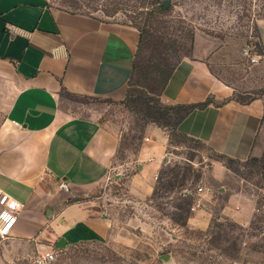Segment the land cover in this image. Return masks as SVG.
<instances>
[{
  "label": "crops",
  "instance_id": "0c3cea01",
  "mask_svg": "<svg viewBox=\"0 0 264 264\" xmlns=\"http://www.w3.org/2000/svg\"><path fill=\"white\" fill-rule=\"evenodd\" d=\"M138 40L132 25L48 0H0V188L23 203L11 233L0 239V264L32 263L40 253L109 235L111 219L96 200L79 199L118 167L119 133L99 120L90 100L122 102ZM201 56L175 65L163 103L228 95ZM177 131L228 158L256 157L264 145V100L210 103ZM143 132L127 185L139 199L153 193L169 142L167 130L153 123ZM253 209L252 198L236 193L221 213L246 224ZM208 215L198 209L189 222L205 227Z\"/></svg>",
  "mask_w": 264,
  "mask_h": 264
},
{
  "label": "rangeland",
  "instance_id": "374dc122",
  "mask_svg": "<svg viewBox=\"0 0 264 264\" xmlns=\"http://www.w3.org/2000/svg\"><path fill=\"white\" fill-rule=\"evenodd\" d=\"M48 1L142 31L128 87L133 98H157L164 71L198 52L228 92L211 96L213 103L264 100V0H167L166 7L165 0ZM90 101L99 120L119 133L118 167L79 199L96 200L111 228L103 240L55 248L49 264H264V145L258 156L239 160L167 131V154L154 191L139 199L127 185L145 140V121L124 102ZM236 193L254 200L246 224L221 213ZM201 208L209 214L205 227L189 222Z\"/></svg>",
  "mask_w": 264,
  "mask_h": 264
},
{
  "label": "trees",
  "instance_id": "16d2710c",
  "mask_svg": "<svg viewBox=\"0 0 264 264\" xmlns=\"http://www.w3.org/2000/svg\"><path fill=\"white\" fill-rule=\"evenodd\" d=\"M163 6V4H162ZM164 7V6H163ZM142 38V31L139 34V41ZM260 53H263L261 49ZM178 63V62H177ZM170 66L167 70L164 71L162 77L158 79L160 83L161 91L157 98L146 95L145 97L133 98L129 90L122 102L126 103L127 107L130 110H133L137 115L145 121V123H153L165 130L172 132L173 134H179L177 128L181 121L193 110L205 108L210 103H213L211 97L208 96L205 100L199 102H190V103H176V104H165L161 101L160 95L161 92L168 82L175 65ZM134 66V64H133ZM133 71V70H132ZM132 75V74H131ZM252 100V99H251ZM140 105L141 111L137 110L135 105ZM183 136V135H182Z\"/></svg>",
  "mask_w": 264,
  "mask_h": 264
},
{
  "label": "built area",
  "instance_id": "2783aa9c",
  "mask_svg": "<svg viewBox=\"0 0 264 264\" xmlns=\"http://www.w3.org/2000/svg\"><path fill=\"white\" fill-rule=\"evenodd\" d=\"M251 60L255 61L256 58L252 57ZM59 187L66 190L69 188L68 184L63 181L59 183ZM201 190L202 188L199 187L198 191ZM196 205L199 206L200 202H197ZM22 209L23 203L20 200L0 188V239L9 236ZM56 254L55 250L40 253L33 258L32 264H49L55 260Z\"/></svg>",
  "mask_w": 264,
  "mask_h": 264
},
{
  "label": "water",
  "instance_id": "95a60500",
  "mask_svg": "<svg viewBox=\"0 0 264 264\" xmlns=\"http://www.w3.org/2000/svg\"><path fill=\"white\" fill-rule=\"evenodd\" d=\"M162 4H163V6H164V7H166V6L168 5V1H167V0H165V1H163V3H162Z\"/></svg>",
  "mask_w": 264,
  "mask_h": 264
}]
</instances>
